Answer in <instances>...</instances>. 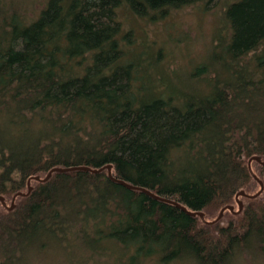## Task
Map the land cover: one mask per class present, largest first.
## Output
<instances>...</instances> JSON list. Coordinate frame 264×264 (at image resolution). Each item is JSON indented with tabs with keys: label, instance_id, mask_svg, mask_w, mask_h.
<instances>
[{
	"label": "trees",
	"instance_id": "1",
	"mask_svg": "<svg viewBox=\"0 0 264 264\" xmlns=\"http://www.w3.org/2000/svg\"><path fill=\"white\" fill-rule=\"evenodd\" d=\"M212 1L48 0L31 21L0 14V196L8 206L54 168L111 165L116 179L207 221L235 207L208 224L113 181L107 169L54 172L32 179L12 210L0 201V264L66 241L74 227L116 240L126 264L158 254L205 264L264 258V190L239 195L237 213V195L261 189L249 161L264 162V0L224 10L230 33L187 83L164 84L173 71L159 70L162 50L148 66L131 60L152 48L138 39L146 24ZM251 168L264 183V163Z\"/></svg>",
	"mask_w": 264,
	"mask_h": 264
},
{
	"label": "rangeland",
	"instance_id": "2",
	"mask_svg": "<svg viewBox=\"0 0 264 264\" xmlns=\"http://www.w3.org/2000/svg\"><path fill=\"white\" fill-rule=\"evenodd\" d=\"M239 1L214 0L210 3H194L167 11L163 20L146 24V30H142V34L138 36L141 43L144 42L145 46L151 44L152 48L150 47L146 51L143 50L142 54L134 50L136 54L131 57V60L140 61L143 66H148L156 61L158 51L162 50L163 61L159 65V70L169 69L173 71V73L164 72L167 79L164 84L173 86L182 84L183 81L187 83L190 73L205 62V53L211 49L217 40L220 41L223 32L226 35L230 33L232 28L230 25L228 26L224 10L230 4ZM47 2L48 0H0V14L2 15L4 12L8 15L11 12L20 13L31 21L38 17ZM125 24L128 25V22H125ZM140 25L142 27L141 23ZM208 61L209 58L206 62ZM209 63H211V60ZM258 189L259 186L256 187V191ZM127 262L130 261H125L123 247L116 240H107V238L101 241L96 240L93 233L88 230L78 232V228L74 227L68 231L66 241H53L51 246L45 249L30 248L21 261H13L12 263L126 264ZM137 263L205 264L202 261L190 259L163 261L160 254L145 258L144 261H138ZM227 264L229 263L227 262ZM230 264H264V258L254 259L249 256L230 261Z\"/></svg>",
	"mask_w": 264,
	"mask_h": 264
},
{
	"label": "water",
	"instance_id": "3",
	"mask_svg": "<svg viewBox=\"0 0 264 264\" xmlns=\"http://www.w3.org/2000/svg\"><path fill=\"white\" fill-rule=\"evenodd\" d=\"M252 160H258V161H260V159H259L258 157H253V158L249 161V164L251 163ZM106 168L108 169L109 176H110V178H111L113 181H116V182H118V183H120V184H122V185H124V186L129 187V188H134V187H132L131 185L127 184L126 182L121 181V180H118V179H116L115 177H113V176H112V172H111V165H107ZM71 169L73 170V169H76V168H70V169H60V168H57V169H54L53 171H67V170H71ZM81 169H84V170H91V169H89V168H87V167H82ZM103 169H104V168H101L100 170H91V171L94 172V173H96V172H99V171H101V170H103ZM53 171H51V172L48 174V176H47L46 178H44V179H41V178H39V177H33V179H35V180H40V181H46V180H48V178L50 177V175H51V173H52ZM252 174H253L254 178H255V179L260 183V185H261V190H260L257 194H255L254 196H251V197H257V196L260 195L261 192L263 191V189H264V184H263V182H262L260 179H258V177H257L253 172H252ZM239 195L249 196V195H246V193L243 192V191H241V192L237 195V197H238ZM152 196H154L155 198L160 199V200H162V201H164V202L171 203V204L175 205L176 207L180 208L181 210H183L184 212H186V213H188V214H190V215H193V216L198 215V216H200V217L204 220V215H203V213H201V212H192V211H189L186 207H184L183 205H181V204L178 203V202L172 201V200H170V199H166V198L158 197V196H155V195H152ZM0 200L3 202L4 205H6L5 202H4V199H3L2 197H0ZM13 208H14V206H13V203H12V206L10 207V209H13ZM241 208H242V206H240V209H241ZM226 209L233 210V207H232V206L224 207V208L221 210V212H220V214H219V216L217 217L216 220H214V221H212V222H206V223H208V224H214V223L218 222V221L222 218V216H223V214H224V212H225ZM204 221H205V220H204Z\"/></svg>",
	"mask_w": 264,
	"mask_h": 264
},
{
	"label": "bare ground",
	"instance_id": "4",
	"mask_svg": "<svg viewBox=\"0 0 264 264\" xmlns=\"http://www.w3.org/2000/svg\"><path fill=\"white\" fill-rule=\"evenodd\" d=\"M256 157V156H255ZM259 158V157H258ZM260 159V158H259ZM258 161V160H257ZM260 162L261 163H264V162H262L261 161V159H260ZM249 167H250V170H251V172H253L254 173V171L252 170V168H251V163L249 164ZM70 168H76V169H71V170H67V171H75V170H84V169H81L82 167H70ZM70 168H60V169H70ZM88 168V167H87ZM102 168H104L103 170H101V171H99V172H102V171H104L105 169H107L106 168V166H104V167H102ZM54 169H57V168H54ZM54 169H52L51 171H53ZM89 169H91V168H89ZM101 169V168H100ZM100 169H91V170H100ZM91 170H88V171H90V172H92ZM108 170V169H107ZM50 171V172H51ZM49 172V173H50ZM54 172H66V171H53L52 173H51V175H50V177L48 178V180L51 178V176L53 175V173ZM99 172H96V173H99ZM111 172H112V166H111ZM48 173V174H49ZM92 173H94V172H92ZM48 174H47V176H48ZM255 174V173H254ZM108 175H109V173H108ZM256 175V174H255ZM46 176V177H47ZM112 176H113V173H112ZM257 176V175H256ZM46 177H44V178H46ZM110 177V176H109ZM114 177V176H113ZM258 177V176H257ZM44 178H41V179H44ZM33 179V177L29 180V182H28V185H29V188H28V191L27 192H18L14 197H13V199H12V203H13V206H14V208H15V206H16V204H15V200H16V198H17V196H26V195H29L30 194V192L32 191V186H31V180ZM258 179H260L259 177H258ZM119 180V179H118ZM261 180V179H260ZM38 181H40V180H38ZM47 181V180H46ZM121 181H123V180H121ZM262 181V180H261ZM42 182H44V181H42ZM125 182V181H124ZM263 182V181H262ZM127 183V182H126ZM127 184H129V183H127ZM264 184V183H263ZM122 185V184H121ZM129 185H131L132 187H134V188H130V189H135V190H140V191H143V192H145V193H147V194H149V195H155V196H158V195H156V194H154L152 191H150V190H148V189H145V188H141V187H137V186H134V185H132V184H129ZM127 187V186H126ZM129 188V187H128ZM261 188V187H260ZM261 190V189H260ZM264 190V189H263ZM259 192V191H258ZM257 192V193H258ZM263 192V191H262ZM261 192V193H262ZM256 193V194H257ZM246 195H249V196H246V197H249V198H254V197H251V196H254V195H250V194H247L246 193ZM259 196V195H258ZM0 197H2V196H0ZM152 197H154V196H152ZM158 197H160V196H158ZM239 197V196H238ZM238 197H237V200H238V204H239V210L237 211V213H239V212H241L242 210H243V203H242V201H240L239 199H238ZM3 199H4V197H2ZM155 198V197H154ZM157 199V198H156ZM158 200H160V199H158ZM1 201V200H0ZM160 201H162V200H160ZM173 201V200H172ZM2 202V201H1ZM4 202H5V204L6 205H4L3 204V202H2V204L5 206V207H8V209H10V207L12 206V203H11V206H8L7 205V203H6V201H5V199H4ZM164 202V201H163ZM176 202V201H175ZM182 205V204H181ZM184 206V205H183ZM227 206H232V205H227ZM227 206H225V207H227ZM240 206H242V208L240 209ZM185 207V206H184ZM233 207V210H230V211H232V212H235V207L234 206H232ZM187 208V207H186ZM224 208V207H223ZM222 208V209H223ZM188 209V208H187ZM221 209V210H222ZM10 210H12V209H10ZM189 210V209H188ZM221 210H220V212H221ZM226 210H228V209H226ZM225 210V211H226ZM189 211H191V210H189ZM192 212H199V211H192ZM202 213V212H201ZM225 213V212H224ZM220 214V213H219ZM190 215V214H189ZM203 215H204V213H203ZM224 215V214H223ZM197 216V215H196ZM219 216V215H218ZM223 217V216H222ZM217 219V218H216ZM216 219H214V220H216ZM204 220H205V222H212V221H207L206 219H205V215H204ZM213 220V221H214ZM220 221V220H219Z\"/></svg>",
	"mask_w": 264,
	"mask_h": 264
}]
</instances>
